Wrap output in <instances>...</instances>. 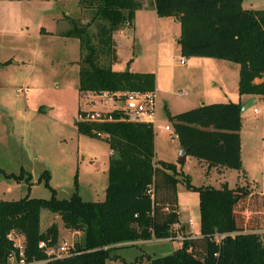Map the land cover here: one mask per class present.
Returning <instances> with one entry per match:
<instances>
[{
    "label": "trees",
    "instance_id": "obj_1",
    "mask_svg": "<svg viewBox=\"0 0 264 264\" xmlns=\"http://www.w3.org/2000/svg\"><path fill=\"white\" fill-rule=\"evenodd\" d=\"M77 4L90 11V19L82 22L68 17L70 26L62 35L78 40V93L83 96L154 90V73L112 68L117 59L114 34L126 21L132 22L141 3L78 0ZM153 6L159 17L174 16L179 21L177 43L181 56L237 63L239 95L259 96L264 104V9H245L242 0H153ZM241 106L213 102L173 115L168 113V120L188 155L206 162L209 169L217 168L219 173L220 168L240 170ZM111 115L117 119L121 113L114 110ZM75 126L79 134L108 144L104 199L83 200L76 179L69 198H56L55 190L48 184L49 173L44 170L41 177L50 189L49 198L26 194L17 200H0V264H9L11 257L18 260L16 237L22 246L24 264H105L106 260L117 258L111 254L116 248L173 237L172 226L179 223L180 177L186 188L198 194L200 236L184 238L175 251L147 258L148 264H264V244L258 234L227 235L220 245L212 237L216 232L241 230L234 208L249 195L244 186L231 188L226 182L220 187L194 186L174 163L155 160L150 122L77 120ZM262 140L264 182V137ZM2 173L16 182L25 181L28 187L31 184V174L23 168L18 174ZM42 209L57 214L65 229L81 233L68 254L53 257L39 246L41 241L53 246L59 240L55 223L41 230Z\"/></svg>",
    "mask_w": 264,
    "mask_h": 264
},
{
    "label": "rangeland",
    "instance_id": "obj_2",
    "mask_svg": "<svg viewBox=\"0 0 264 264\" xmlns=\"http://www.w3.org/2000/svg\"><path fill=\"white\" fill-rule=\"evenodd\" d=\"M77 1L0 0V200H17L26 194L49 198L50 189L41 177L44 170L49 173L48 184L55 190L56 198H69L76 179L77 191L83 200L104 199L108 144L79 134L75 123L79 109L108 110L112 108L111 103L121 107L123 102L121 94L112 101L108 96H82L78 93V40L74 36L62 35L70 26L68 17L82 22L90 19V11L81 8ZM249 3L256 9H264V0H245V7H250ZM41 27L49 32L41 33ZM160 38L146 36L133 41L128 29L124 34L116 32L118 58L115 67L125 70L126 61L137 58L135 64L142 62L154 69L155 43ZM220 61V67L227 68L224 64L229 61ZM135 67L133 65L132 69ZM196 72L194 70L193 78ZM220 78L229 85V73L222 72ZM182 91L187 95L192 92L188 85L179 81L172 95L173 101L183 98ZM165 101L157 99L155 109V130L164 155L169 161H175L177 170L188 175L194 186L220 187L222 182L231 188L244 186L249 195L241 198L234 208L240 231L252 233L264 228L262 99L259 97L241 113V169H224L222 173L190 156L183 162L174 160L180 145L173 137L174 129L167 113L169 106ZM165 125L170 130H166ZM21 168L31 174L29 187L25 181L16 182L2 173L18 174ZM177 202L182 221L189 218L197 221L194 213L198 210V194L186 188L181 177L177 183ZM52 223L59 229L58 242L73 244L80 239L81 233L73 234L65 229L57 214L42 209L41 230ZM182 226L181 229V225H173L172 230L185 238L200 236L193 227L189 228L192 226L189 221ZM18 240L16 237L15 243L18 244ZM178 247L179 240L152 242L150 239L112 250L111 254L117 258L108 259L105 264H148L147 258L173 252Z\"/></svg>",
    "mask_w": 264,
    "mask_h": 264
},
{
    "label": "crops",
    "instance_id": "obj_3",
    "mask_svg": "<svg viewBox=\"0 0 264 264\" xmlns=\"http://www.w3.org/2000/svg\"><path fill=\"white\" fill-rule=\"evenodd\" d=\"M138 1L141 3V7L135 11L134 18L132 22H130L129 26L128 27L124 26L122 29V33L120 32V30H118L119 34H124L125 31L128 29L133 36V41L134 40L136 41L139 38H143L146 36H156V37L160 36L161 38L157 40V42L155 43L154 69L147 67V64H143L142 62L141 64L140 62L135 64V60L137 58L134 60L130 58L128 61L131 63L126 61L128 62L126 63L127 64L126 69H130V71L133 72L154 73L155 75L154 92H155L156 100L159 98H162V100H166L165 105L169 106L167 113L173 115L185 110L198 107L203 104H208L213 102H234L243 105L248 100H250V98L253 97L252 95H239L238 93L237 87H238V79H239V65L237 63H233L230 61L226 62L228 64H224L227 65V68H225L223 66L220 67V63L222 62L220 61V59L192 56V57H184L185 63L181 64L180 58L183 56H181L180 54V48L177 43V40L180 35V23L177 20V18L174 16L159 17L154 9L153 0H138ZM244 1L245 0H242L243 8L256 9L252 7V3H249L250 7H245ZM68 28L69 27H67L66 29ZM41 29H40L41 33L49 32L43 27H41ZM114 39H115V34H114ZM117 47L118 46L116 42V56L118 58ZM135 56L138 57V55ZM229 63H232V65ZM14 64H17V61H15ZM115 64L116 62L112 64V68L114 70L121 71L122 69L120 67H115ZM133 65L134 66L136 65L135 69H132ZM191 69L193 70V72L191 71ZM194 70H197L196 74L194 75L195 78H193ZM222 72L230 74L231 80L229 85L223 80H221L220 76ZM179 81L182 82L183 85H188L191 88L192 92L190 95H187L186 91H182V95H184L183 98L174 99L173 101L172 95ZM259 81L260 79H255V82H259ZM255 98L257 102L259 96H255ZM242 123H243V119H242ZM152 125L154 129L155 160H163L166 162L174 163L175 161L172 160L169 161V159L166 157V155H164L161 147L159 146V138L155 130V118L154 121L152 122ZM166 126L168 125H165V127ZM168 130H170V127ZM175 139H177L178 141V138ZM109 155H110V150H109ZM189 156L190 155H187L184 161H186L189 158ZM199 162L206 164V162L204 161H199ZM224 169L220 168V172L222 173ZM194 215H196L197 221L191 219L192 226H190L189 228L191 229L193 227L199 233L198 210L197 212L194 213ZM189 219H187V221H182L180 219V214H179V225L181 226L186 225ZM73 234H79V232H73ZM160 240H167V239L166 238L151 239L152 242L160 241ZM145 242L146 241H137L134 243L136 244V243H145ZM180 244L181 243L179 242V246ZM163 254L164 253H160L159 255H163Z\"/></svg>",
    "mask_w": 264,
    "mask_h": 264
},
{
    "label": "built area",
    "instance_id": "obj_4",
    "mask_svg": "<svg viewBox=\"0 0 264 264\" xmlns=\"http://www.w3.org/2000/svg\"><path fill=\"white\" fill-rule=\"evenodd\" d=\"M130 24L129 21H126L124 23L125 27H128ZM123 29V28H122ZM122 29H120V32L122 33ZM181 64L185 63L184 57L180 58ZM121 94L122 96V106H113L111 104L112 108L108 110H88V109H79L78 111V120L80 121H86V122H102V121H111V120H124L129 122H141V123H152L155 118V109H156V96L154 90L152 91H140V90H128L126 92L120 93V92H111V93H101V94H93L90 93L91 96H108L110 100H114L115 96H119ZM88 95V94H87ZM114 110L120 111L121 115L115 119L111 112ZM166 130L169 129L168 126L165 127ZM173 137L177 138L176 133L173 131ZM150 192V189L148 190ZM189 223H192V220H189ZM191 225V224H189ZM175 227L179 226V223L174 224ZM238 233H243L241 231L237 232H228V233H219L216 232L213 234V240L216 244L220 245L222 239L227 236H234ZM252 233H256L260 236V240L264 244V228L254 230ZM185 237L180 235L178 231H175V236L167 237V240H179L181 243L182 240ZM165 239V238H164ZM18 244L16 245L18 248V260H14L12 257L9 260V264H24L22 254H21V243L20 240H18ZM39 246L41 248H44V251L47 255H52L53 257H60L63 255L68 254L69 250L72 249L73 244H71L68 241H62L58 242L57 244L53 246H47V244L44 241H41L39 243ZM215 255V253H214ZM28 264H31L28 263Z\"/></svg>",
    "mask_w": 264,
    "mask_h": 264
},
{
    "label": "water",
    "instance_id": "obj_5",
    "mask_svg": "<svg viewBox=\"0 0 264 264\" xmlns=\"http://www.w3.org/2000/svg\"><path fill=\"white\" fill-rule=\"evenodd\" d=\"M125 70H127V69H125ZM255 103H256V98H255V96H253L252 98H250V100H248L246 103H244L241 106V111L244 110L245 108L255 104ZM187 155H188V150L185 147H181L180 150H179V154H178L177 160L179 162H183Z\"/></svg>",
    "mask_w": 264,
    "mask_h": 264
}]
</instances>
